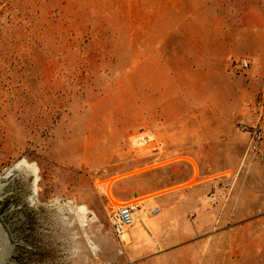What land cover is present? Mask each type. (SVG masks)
<instances>
[{
	"label": "rangeland",
	"instance_id": "1",
	"mask_svg": "<svg viewBox=\"0 0 264 264\" xmlns=\"http://www.w3.org/2000/svg\"><path fill=\"white\" fill-rule=\"evenodd\" d=\"M253 1L0 0L4 264H264V143L239 128L264 113L229 69L248 59L213 54L264 23ZM135 201L121 241L110 212Z\"/></svg>",
	"mask_w": 264,
	"mask_h": 264
},
{
	"label": "built area",
	"instance_id": "2",
	"mask_svg": "<svg viewBox=\"0 0 264 264\" xmlns=\"http://www.w3.org/2000/svg\"><path fill=\"white\" fill-rule=\"evenodd\" d=\"M250 66L249 61L239 60L230 63L229 69L233 75H239L248 70ZM239 128L247 132L250 137V151L255 154L260 153L259 145L264 143V130H262L260 123L255 125H246L240 123ZM142 145L152 146L154 139L149 136H142L140 140ZM260 160L264 162V157L261 156ZM232 177L225 175L220 177L218 183L213 187V191H210L207 202L210 205L220 203L222 200L226 202L231 191ZM142 209V203L140 201L125 203L115 206L109 215V223L113 234L121 241H124V236L127 235L128 230L135 225L139 219V214ZM160 214L159 207H153L149 211V217H156Z\"/></svg>",
	"mask_w": 264,
	"mask_h": 264
},
{
	"label": "crops",
	"instance_id": "3",
	"mask_svg": "<svg viewBox=\"0 0 264 264\" xmlns=\"http://www.w3.org/2000/svg\"><path fill=\"white\" fill-rule=\"evenodd\" d=\"M252 4L264 5V0H257V3L254 1L250 2V5ZM221 43L224 45L223 41ZM225 44H230V46L240 45L241 51L235 50L234 52V49H230L226 52V50L224 51L222 49L213 54L220 56L219 58H223L228 53L236 54V52H241L240 54L248 59L247 61H249L251 65L250 70L245 77L244 85L246 88L243 89L242 95L249 101V104L247 105L248 109L252 106L257 108L259 113H264V23L251 25L248 24L246 30H244L240 42L237 40L236 42L232 41L231 43ZM257 96L260 102L259 105L256 106L255 99ZM247 120L249 121L248 124L255 123L251 119ZM261 128L264 130V125H262Z\"/></svg>",
	"mask_w": 264,
	"mask_h": 264
},
{
	"label": "bare ground",
	"instance_id": "4",
	"mask_svg": "<svg viewBox=\"0 0 264 264\" xmlns=\"http://www.w3.org/2000/svg\"><path fill=\"white\" fill-rule=\"evenodd\" d=\"M21 167H23L22 166V164L20 163V164H17V165H15L13 168H12V170H16V169H19V168H21ZM28 171H30L32 174H33V169H32V167L31 166H28V165H25L24 166ZM34 187H33V195H34V197L36 196V189H35V182H34V185H33ZM33 198V197H32ZM33 200H35L34 198H33ZM68 206H70L72 209H75L76 210V212L77 213H85L86 212V209L83 207V206H75L72 202H67L66 203ZM0 228H1V225H0ZM10 253H11V251H8L7 253H5L4 255H3V257L0 259V264H4L5 262H6V260H7V258L10 256Z\"/></svg>",
	"mask_w": 264,
	"mask_h": 264
},
{
	"label": "clouds",
	"instance_id": "5",
	"mask_svg": "<svg viewBox=\"0 0 264 264\" xmlns=\"http://www.w3.org/2000/svg\"><path fill=\"white\" fill-rule=\"evenodd\" d=\"M33 163H35V162H33Z\"/></svg>",
	"mask_w": 264,
	"mask_h": 264
}]
</instances>
